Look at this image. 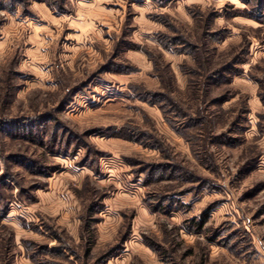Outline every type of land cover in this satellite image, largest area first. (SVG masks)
Wrapping results in <instances>:
<instances>
[{"label": "rangeland", "instance_id": "obj_1", "mask_svg": "<svg viewBox=\"0 0 264 264\" xmlns=\"http://www.w3.org/2000/svg\"><path fill=\"white\" fill-rule=\"evenodd\" d=\"M0 264H264V0H0Z\"/></svg>", "mask_w": 264, "mask_h": 264}]
</instances>
